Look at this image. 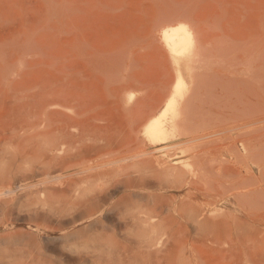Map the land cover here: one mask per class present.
Segmentation results:
<instances>
[{
	"label": "bare ground",
	"instance_id": "bare-ground-1",
	"mask_svg": "<svg viewBox=\"0 0 264 264\" xmlns=\"http://www.w3.org/2000/svg\"><path fill=\"white\" fill-rule=\"evenodd\" d=\"M159 30L170 63L159 94L118 86L108 125L85 120L70 92L0 93V264H264L257 51L228 72L225 38L199 53L184 21Z\"/></svg>",
	"mask_w": 264,
	"mask_h": 264
},
{
	"label": "rangeland",
	"instance_id": "rangeland-1",
	"mask_svg": "<svg viewBox=\"0 0 264 264\" xmlns=\"http://www.w3.org/2000/svg\"><path fill=\"white\" fill-rule=\"evenodd\" d=\"M262 14L264 0H0V93L5 94L1 96L4 101L0 100L8 103L16 92L43 91L44 87L63 90L86 104L85 120L108 125L122 109L112 92L124 83L142 82L138 84L146 92L153 89L148 92L150 99L159 94L170 67L159 29L177 18L199 33H195L199 53L209 45L210 50L217 37L225 38L229 41L224 48L228 72L234 64L233 71H241L256 50L253 61L258 63L253 65H263L259 74L264 75ZM0 108L2 117L4 108ZM254 173L259 175L257 168ZM225 206L248 218L239 207ZM19 230L29 227L15 228ZM55 237H50L48 255L58 259L53 250Z\"/></svg>",
	"mask_w": 264,
	"mask_h": 264
}]
</instances>
